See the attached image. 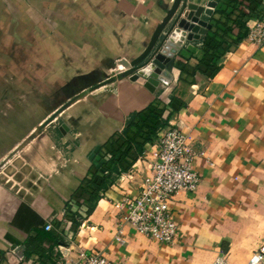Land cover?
Segmentation results:
<instances>
[{
    "label": "crops",
    "instance_id": "1",
    "mask_svg": "<svg viewBox=\"0 0 264 264\" xmlns=\"http://www.w3.org/2000/svg\"><path fill=\"white\" fill-rule=\"evenodd\" d=\"M173 1L16 0L13 8L1 6L0 32L17 40L0 41V49L16 48V79L38 84L18 89L17 104H0V264H59L75 258L71 250L77 249L122 264H213L222 255L228 264H248L264 243V45L238 40L232 22L246 14L245 2L249 12V1L188 0L218 3L205 18L213 26L207 38L223 44L213 77L181 76L176 63L166 81L115 77L119 60L146 50ZM206 40L186 42L176 60L197 66ZM174 99L178 110L171 109L170 123L203 153L193 165L198 190L178 194L171 204L178 238L160 244L125 224L128 202L151 179L158 135L131 169L111 175L94 202H80V225L66 220L74 194L96 166L90 160L95 150L104 153L134 113L152 103L170 108ZM120 230L126 246L115 239ZM30 240L40 243L28 252Z\"/></svg>",
    "mask_w": 264,
    "mask_h": 264
},
{
    "label": "built area",
    "instance_id": "2",
    "mask_svg": "<svg viewBox=\"0 0 264 264\" xmlns=\"http://www.w3.org/2000/svg\"><path fill=\"white\" fill-rule=\"evenodd\" d=\"M243 6V11L248 14L246 10L248 3L245 2ZM244 22L246 39L256 47L263 46L264 3ZM212 31L213 29L210 32ZM167 109L172 112L169 107ZM202 155L203 153L195 151L193 144L188 141L187 134L176 124L169 123L158 134L153 153L155 162L151 167V179L137 193L136 200L129 201L126 206L125 224L135 234L165 245L173 243L178 238L179 226L175 222L171 204L178 194H190L198 190L201 177L193 165L195 159ZM62 227H59V230ZM53 228V224L45 227L47 231ZM124 234L125 232L120 230L115 238L122 246L128 243ZM71 252H76V257H64L59 264H122L120 260H110L98 253L87 255L81 249ZM213 264L228 262L222 255ZM248 264H264V243L253 254Z\"/></svg>",
    "mask_w": 264,
    "mask_h": 264
},
{
    "label": "trees",
    "instance_id": "3",
    "mask_svg": "<svg viewBox=\"0 0 264 264\" xmlns=\"http://www.w3.org/2000/svg\"><path fill=\"white\" fill-rule=\"evenodd\" d=\"M248 1L250 3L249 13H240L237 19L232 21L239 27L238 40L247 35L244 20L255 14L264 3V0ZM226 24L224 23V25ZM226 32L227 29L223 31V34ZM207 40L210 42L204 44V58L197 66H193L181 56L177 57L176 67L181 72V76L193 79L198 72L208 77H213L216 74L218 69L215 59L218 58L217 51L223 48V44L214 39L207 38ZM170 109L178 110V101L172 100ZM170 117L171 113H168V109L158 103H152L145 110L134 113L123 132L115 134L104 146L101 163L99 166L92 167L91 176L83 181L81 187L74 194L72 202L67 207L65 219L71 221L75 227L80 225L81 219L84 218V215L80 213L83 207L80 202L82 200L94 202L100 196L101 191L108 188L112 174H120L131 169L138 157L144 153L145 148L152 144L153 139L169 125ZM86 213H91V210H87ZM39 243L40 241L37 240L28 241V252L35 251Z\"/></svg>",
    "mask_w": 264,
    "mask_h": 264
},
{
    "label": "water",
    "instance_id": "4",
    "mask_svg": "<svg viewBox=\"0 0 264 264\" xmlns=\"http://www.w3.org/2000/svg\"><path fill=\"white\" fill-rule=\"evenodd\" d=\"M218 3L209 2L198 6L188 0H174L165 18L154 32L146 50L134 60L121 59L117 62L115 77H132V81L145 84L148 81H166L176 63L177 52L186 42L206 40L213 26L205 18H212ZM168 47L172 52H168ZM98 147L90 157L99 166L102 157ZM24 248H19L22 256Z\"/></svg>",
    "mask_w": 264,
    "mask_h": 264
},
{
    "label": "rangeland",
    "instance_id": "5",
    "mask_svg": "<svg viewBox=\"0 0 264 264\" xmlns=\"http://www.w3.org/2000/svg\"><path fill=\"white\" fill-rule=\"evenodd\" d=\"M16 5V0H11V1H3V3L0 0V8L1 6L4 7H14ZM11 8V9H12ZM12 19V18H10ZM15 19V18H14ZM10 25H13L11 22H9ZM6 37V39L4 38ZM16 41L17 40V36L15 34H2L0 32V41ZM2 52V54L0 55V92L1 90H9V95L8 96H1L0 95V104L1 103H5V104H17V90L18 89H23V90H28L33 88L34 85H37L38 82H34V81H20L16 79V66L13 60L15 59L16 52L17 49L16 48H10V49H5L2 50L0 49V53ZM9 63H8V62ZM6 63H8V72H6L5 70L2 71V69H6ZM2 65H4L5 67L3 68ZM1 72H3V75L1 74ZM5 73H8V75H5ZM14 73V74H13ZM1 94V93H0Z\"/></svg>",
    "mask_w": 264,
    "mask_h": 264
},
{
    "label": "bare ground",
    "instance_id": "6",
    "mask_svg": "<svg viewBox=\"0 0 264 264\" xmlns=\"http://www.w3.org/2000/svg\"><path fill=\"white\" fill-rule=\"evenodd\" d=\"M167 50H168V52H170V53L172 52V49H170V47H168V49H167Z\"/></svg>",
    "mask_w": 264,
    "mask_h": 264
}]
</instances>
